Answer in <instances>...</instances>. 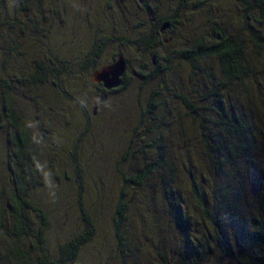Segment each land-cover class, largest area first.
I'll return each mask as SVG.
<instances>
[{"label": "rangeland", "instance_id": "1", "mask_svg": "<svg viewBox=\"0 0 264 264\" xmlns=\"http://www.w3.org/2000/svg\"><path fill=\"white\" fill-rule=\"evenodd\" d=\"M3 13L7 17L0 25V74L3 69L7 73L3 78L0 76V81L5 79L10 84L13 109L35 144L38 181L33 192H46L42 201L47 202L51 220L47 232L49 246L54 247L84 230L85 221L80 211L83 208L92 219L96 232L71 264H129L132 257L118 256L110 244L115 201L123 192V200L128 204L122 225V228L128 225L124 243L139 247L142 264H211L212 261L221 264L217 262L221 251L211 226L198 213L191 197L187 170L197 166L205 179H211L215 174L205 164V158L202 159L199 141L190 131L193 126L184 105L169 92H179L181 87L189 94L204 93L205 85L202 84L207 81L197 78L175 51L197 37L212 36L217 27L242 39L247 55L252 57L248 32L242 28L245 12L235 0H11L5 2L4 9L0 7V19ZM65 14L70 19L66 16L62 23L60 20ZM11 15L15 19H10ZM164 17H173L174 24L160 31L164 42L156 50L160 63L159 67L155 65L160 75L144 82L136 72L141 70L143 62L147 71L153 66L151 50L135 39L145 38L154 20ZM83 27L87 28L83 31ZM3 31L8 33L6 42ZM1 47L9 49L10 53L2 51ZM35 47L42 53L34 51ZM92 48L98 57L93 55L94 52L88 54ZM117 56L126 58V87L110 94L106 90V98L94 115L93 102L99 100L100 86L103 87L91 76L111 64L113 58L117 60ZM166 57L170 63L162 60ZM39 60L44 62L43 69L47 74L44 82L34 85L27 80L37 71ZM198 65L203 68L199 75L204 78L203 72L209 69L216 79L228 81L219 73L215 61L202 59ZM161 66L170 70L166 73ZM2 88L0 85V91ZM237 88L234 85L232 91L228 88L222 91L225 96L230 94L231 103H238ZM152 91L160 92L155 99V118L145 110ZM251 99L254 100V96ZM157 126L164 128L161 130L166 146L163 156L180 160L184 155V167L175 161L178 167L176 180L181 184L184 198L182 205L186 206L190 216L184 235L168 214L157 179L153 182L151 176L149 185L144 181L140 187L123 180V176L134 174L136 165L153 158L155 149H149L147 145L160 136ZM7 130L3 120L0 126L1 188H7V179L3 175ZM13 133H22V130L18 127ZM256 139L264 142L262 135H256ZM129 140H132L131 145ZM126 146H129V152L125 155ZM194 177L198 179L199 176ZM199 179L198 186L206 184L201 177ZM240 181L242 189L249 191L250 179L245 177V172ZM204 186L210 190L205 203L210 208L211 192L217 189ZM208 231L210 239L206 243L199 236ZM200 243L213 249L209 263L204 262L202 256V262L194 258ZM105 251L108 256L100 259ZM122 254H128L126 248Z\"/></svg>", "mask_w": 264, "mask_h": 264}, {"label": "trees", "instance_id": "2", "mask_svg": "<svg viewBox=\"0 0 264 264\" xmlns=\"http://www.w3.org/2000/svg\"><path fill=\"white\" fill-rule=\"evenodd\" d=\"M7 1L11 0H0L2 9L5 8ZM235 2L245 12L242 17V28L248 32L246 35L253 58L247 55L242 39L239 40L238 36L217 27L212 36L197 37L193 42L187 43L184 48L175 51L176 56L190 66L191 72L197 78L207 81V84H202L205 85L204 93L189 94V91L184 92L181 87L178 88L179 92L169 93L184 105L186 115L193 126V130L190 131L199 141L197 143L202 159L205 158V164L215 174L211 179H205L197 166L187 170L191 197L197 205L198 213L209 222L216 245L221 251L217 262L264 264V142L261 143V140L256 139V135L264 137V0H235ZM5 16L6 14L3 13L0 25L6 21ZM9 18L15 19L13 15ZM172 18L155 19L150 33L145 38L135 39V42L142 43L145 49L151 50L150 62L153 66L147 71L146 64L143 62L140 66L141 70L136 72L144 82L160 75L155 66L159 67L160 63L156 50L163 44L164 39L156 32H159L163 23L173 27ZM2 34L4 41H7L8 33L3 31ZM12 42L15 40L13 39ZM34 49L39 54L42 53L38 48ZM1 50L10 53V50L4 47H1ZM92 50L93 48L89 51V55L95 51ZM93 55L98 57L97 51ZM123 59L126 58L123 56ZM202 59L215 61L219 73L228 81L216 79V75L209 69L203 72L206 78L199 75L200 71H203V68L198 65ZM162 60L170 63L167 57ZM43 64L44 62L40 60L36 63L37 71L31 79L27 80L29 83L37 85L45 81L47 71L43 69ZM88 64L89 62L83 65ZM162 68L161 70L165 72L170 70L167 66ZM6 73L7 71L3 69L0 76L3 78ZM54 75L57 76V74ZM126 78L125 72L120 86L108 93L124 89L127 84ZM53 84L58 85L56 81ZM0 85L3 87L0 91L2 93L0 126L4 120L9 128L5 131L6 148L3 153V168H5L3 175L7 179V188L0 187V264H71L77 258L81 247L93 239L96 232L94 223L81 208L86 226L84 230L70 235L54 247L49 246L47 232L51 220L47 202L44 204L42 201L46 192H33L38 181V176L35 175V144L32 143L33 140L13 109V100L9 97V92L12 90L10 84L2 79ZM234 85L238 86L235 92L238 103L229 102L230 94L225 96L222 92L226 88L232 91ZM100 89L104 91L101 86ZM158 95L160 92L152 91L148 96L145 110L152 118H155L157 105L155 99ZM209 96L211 99L208 98ZM253 96L254 100L251 99ZM68 97H70L69 94ZM84 101L86 102L87 99L85 98ZM80 105L83 107V104ZM145 110L142 112L145 113ZM252 111L255 112L252 114ZM18 127L21 128L22 133L14 134L13 130ZM157 127H159L160 136L153 139V144L147 145L149 149H155L153 158L144 164L136 165L134 174L123 176V180L126 184L130 183L138 187L144 181L149 185L151 176L154 177L153 182L158 180L161 184L160 195L165 200L168 214L184 235L190 216L186 206L182 205L184 198L180 191L181 184L176 180L178 167L175 163V161L178 164L181 162L184 167V155L180 160L163 156L166 153V146L161 130L164 128ZM131 143L132 140H129L130 145ZM125 151L126 155L129 152V146L125 147ZM244 172L245 177L250 179L249 191L243 190L240 186V177ZM195 175L201 177L202 181L205 180L207 185L217 189L211 192L210 208L205 205L206 194L210 190L208 186H204L206 185L204 183L198 186L199 177L197 179ZM208 175H210L209 172ZM249 195L251 196L246 198ZM123 199L124 194L120 192L115 201L116 209L113 211L115 213L111 226L113 241L111 240L110 244L113 251H117L118 256L128 257V259L132 257L129 264H142L139 247L124 243L125 228L128 225L124 228L122 225L128 204ZM153 218L157 220L155 216ZM208 233L209 231L203 235L200 234L199 238L209 243ZM200 244L195 249L194 258L202 262L200 259L202 256L205 259L204 262L209 263L213 249L209 245ZM51 248L54 249L51 250ZM123 248H126L128 254H122ZM105 256H108V251L101 253L100 259ZM96 261L100 262V260ZM213 263L215 264L212 261L211 264Z\"/></svg>", "mask_w": 264, "mask_h": 264}, {"label": "water", "instance_id": "3", "mask_svg": "<svg viewBox=\"0 0 264 264\" xmlns=\"http://www.w3.org/2000/svg\"><path fill=\"white\" fill-rule=\"evenodd\" d=\"M168 27L167 23H163L160 27L162 32ZM127 64L123 57L119 56L117 60H114L111 64L103 66L101 69L96 70L91 78L94 82L101 83L103 90L99 95V101L103 102L106 98L105 91L115 89L120 86L122 77L126 72ZM92 113L96 114V108L93 107ZM226 264H231L230 262Z\"/></svg>", "mask_w": 264, "mask_h": 264}, {"label": "flooded vegetation", "instance_id": "4", "mask_svg": "<svg viewBox=\"0 0 264 264\" xmlns=\"http://www.w3.org/2000/svg\"><path fill=\"white\" fill-rule=\"evenodd\" d=\"M71 2H73V0H71ZM65 4V3H64ZM80 5V3L78 4V6ZM66 14H65V16L64 17H62V19L60 20L62 23H64L63 21L66 19ZM67 19H70L68 16H67ZM84 23L86 22V20L85 21H83ZM88 24V23H87ZM87 28V27H86ZM85 27H83V31H84V29H86ZM159 34H160V30H159V32H158ZM93 104H94V107L97 109L98 108V105L99 104H101V102L99 101V100H96L95 102H93Z\"/></svg>", "mask_w": 264, "mask_h": 264}]
</instances>
